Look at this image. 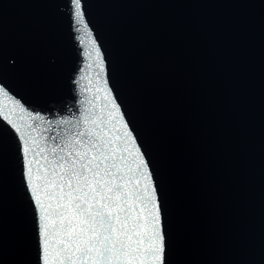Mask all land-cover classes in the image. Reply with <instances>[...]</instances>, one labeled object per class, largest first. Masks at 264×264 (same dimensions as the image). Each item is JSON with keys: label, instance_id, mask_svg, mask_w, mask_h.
Masks as SVG:
<instances>
[{"label": "water", "instance_id": "water-1", "mask_svg": "<svg viewBox=\"0 0 264 264\" xmlns=\"http://www.w3.org/2000/svg\"><path fill=\"white\" fill-rule=\"evenodd\" d=\"M81 3L88 36L71 0H0V83L35 141L21 161L0 125V264H39L31 184L113 95L151 160L167 264H264V0Z\"/></svg>", "mask_w": 264, "mask_h": 264}, {"label": "snow or ice", "instance_id": "snow-or-ice-1", "mask_svg": "<svg viewBox=\"0 0 264 264\" xmlns=\"http://www.w3.org/2000/svg\"><path fill=\"white\" fill-rule=\"evenodd\" d=\"M71 3L74 30L88 36L81 0ZM0 95L4 98L0 125L21 133L15 137V150L23 161L35 141L11 119L21 102L2 83ZM32 119L44 121L45 117L35 112ZM66 123L61 118V124ZM83 123L85 127L71 126L65 131L61 142L51 148L52 159L44 157L47 170L31 184L34 211L39 205V264H167L166 233L151 160L118 97L113 95L107 114ZM21 140L25 143L20 144ZM3 150L0 140V153ZM44 153L40 148L33 152V159ZM32 179L29 162L26 186Z\"/></svg>", "mask_w": 264, "mask_h": 264}]
</instances>
